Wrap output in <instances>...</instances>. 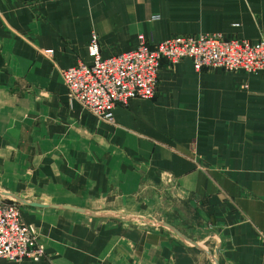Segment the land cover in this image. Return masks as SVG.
I'll return each mask as SVG.
<instances>
[{
	"label": "crops",
	"instance_id": "obj_1",
	"mask_svg": "<svg viewBox=\"0 0 264 264\" xmlns=\"http://www.w3.org/2000/svg\"><path fill=\"white\" fill-rule=\"evenodd\" d=\"M199 32L264 40V0H0V190L45 204L13 202L42 256L0 264H212L161 228L76 210L149 209L157 190L195 207L219 264H264V69L161 58L154 94L110 120L61 78L91 34L104 56Z\"/></svg>",
	"mask_w": 264,
	"mask_h": 264
},
{
	"label": "built area",
	"instance_id": "obj_2",
	"mask_svg": "<svg viewBox=\"0 0 264 264\" xmlns=\"http://www.w3.org/2000/svg\"><path fill=\"white\" fill-rule=\"evenodd\" d=\"M135 39L131 48L102 56L96 36L91 34L86 42L90 60L77 61L61 70L67 96L97 117L110 120L116 105H125L129 98H149L154 94L161 58L174 62L186 56L195 69H264L263 39L249 41L219 32L174 34L154 42L137 33ZM42 254L37 232L22 222L17 205L0 202V258L36 260Z\"/></svg>",
	"mask_w": 264,
	"mask_h": 264
},
{
	"label": "rangeland",
	"instance_id": "obj_3",
	"mask_svg": "<svg viewBox=\"0 0 264 264\" xmlns=\"http://www.w3.org/2000/svg\"><path fill=\"white\" fill-rule=\"evenodd\" d=\"M155 196L153 198V203L151 205V208L147 209L140 207L142 210L138 209H132L128 211H122V210H112L116 211L119 214H128V215H141L149 219H155L159 221H164L166 223H169L174 228H176L179 232H181L183 235L188 237L189 239L197 242L201 247H205L208 249L211 254H214L217 256V252L215 253V250L217 251L216 244L214 245V242H209L210 237H204L207 231L210 230V227L207 228L206 226H203L201 222V218L199 215V212H197L195 207L191 208L190 205L184 204L181 201H172L171 195H167L166 193L160 192L157 190L155 192ZM176 198L179 197V195L175 196ZM0 202L4 203H11L14 201H10L8 199L0 198ZM150 207V206H149ZM115 219V218H114ZM129 223H143L139 220H127ZM149 225V224H146ZM161 228L168 232L171 236H173L176 240H179L192 250L202 253L205 255L208 259L209 257L205 254L204 251L195 248L193 246L188 245L183 240L178 238L173 232H171L169 229H167L164 226L161 225H149ZM211 236V235H210ZM214 241V238L212 239ZM218 260V257H217ZM209 261L212 263V261L209 259ZM219 264V261H218Z\"/></svg>",
	"mask_w": 264,
	"mask_h": 264
},
{
	"label": "water",
	"instance_id": "obj_4",
	"mask_svg": "<svg viewBox=\"0 0 264 264\" xmlns=\"http://www.w3.org/2000/svg\"><path fill=\"white\" fill-rule=\"evenodd\" d=\"M0 194L6 195L7 197L12 199L13 201L20 202V203H25V204H29V205H45V204H41V203H37V202H33V201H28V200L26 201V200L20 198L19 196H16L12 193H9V192L3 191V190H0ZM76 210L83 212V213H86V214L91 215V216H96V217H109V218H115V219H119V220H123V221L135 219V220H139V221L146 223V224H149V225L164 226L167 229H169L171 232H173L178 238H180L185 243H187L188 245L204 251L205 254L212 261V264H218V260H217L216 255L211 254V252L208 249H206L205 247H201L197 242L189 239L188 237L183 235L181 232H179L176 228H174L172 225H170L169 223H166L164 221L149 219V218H146V217L141 216V215H128V214L122 215V214H119L116 211H112V210L95 211V210H89V209H84V208H76ZM216 252L217 251L215 250V253Z\"/></svg>",
	"mask_w": 264,
	"mask_h": 264
}]
</instances>
